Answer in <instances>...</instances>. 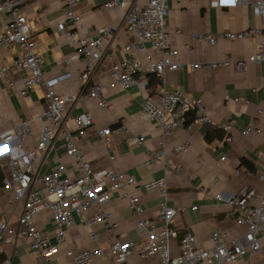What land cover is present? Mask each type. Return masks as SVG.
Here are the masks:
<instances>
[{
  "label": "crops",
  "instance_id": "0c3cea01",
  "mask_svg": "<svg viewBox=\"0 0 264 264\" xmlns=\"http://www.w3.org/2000/svg\"><path fill=\"white\" fill-rule=\"evenodd\" d=\"M107 1L109 0H78L73 7L81 18V35L90 36L100 27H110L109 36L102 45V58L90 82L101 86V97L106 105L100 104L99 99L86 96L90 84L86 87L75 80L63 82L59 85V90L71 88L75 95V100L66 105L64 125L76 135L77 128L73 118L80 113H91L92 121L86 127L85 134L77 137V143L95 169L116 167L140 183H147L166 173L167 203L175 208L173 226L178 231L177 239L172 241L174 253L178 252V241L186 231L192 232L202 247L211 246L209 235L212 230L221 235L242 232L245 225L235 223V214L229 204L201 193L200 188L207 189L212 194L221 192L225 198L243 186L251 187L255 195L250 199L249 206L256 204L259 197L264 195V181L257 177V173L264 170V90H251L252 87H260L264 80V67L249 63L244 71H238L233 65L219 70L191 71L187 65L190 62L208 60L243 59L254 52L256 44L255 39H244L220 40L211 45L191 40V33L240 31L259 21L252 15L248 5L224 8L214 6L211 0L169 2V13L165 18L166 33L171 46L178 49L176 60L182 66L166 71L164 80H159L157 86L152 88L158 91L180 90L202 99L205 116L208 118L207 123L195 126L190 134L188 150L175 152V145L186 136L184 127L179 126L174 134L165 135L161 139L155 123L141 111L145 92L137 86L128 90L121 89L109 78L112 64L116 61L127 63L132 58L143 59L148 54L154 59L160 57L148 44L140 49H124L125 45L134 41L126 29V12L134 5L141 7L145 0H127L120 8L106 7ZM21 8L29 19L45 77H52L65 70L76 75L81 60L69 59L75 52V47L58 28V24L65 21V5L62 1L28 0ZM8 19L7 15L0 14V34ZM178 29L180 33H176ZM185 45L189 49L184 48ZM17 53L16 46L0 44V66L12 62ZM24 76V72H19L0 77V129H9L21 119H30L32 135L23 142V146L31 149L35 148L41 129L37 117L46 110L47 105L42 86L30 90L25 96L19 94ZM137 77L142 78L141 75ZM230 120L233 121L231 133L234 139L226 142L224 136L220 138L217 135L222 131L220 125ZM253 121L259 132L243 134V129ZM118 126L123 127V130L111 135L110 149H107L100 142L98 130ZM216 128L219 131L213 130ZM207 129H210L209 139L206 138ZM222 133L224 135L223 131ZM133 136H142L143 141L135 143L131 140ZM159 147L164 148L167 162L172 167L179 168L178 171L165 172L161 161L146 164L147 151ZM5 148L0 140L1 178L8 174ZM37 154L33 169L36 178L34 184L39 189L44 191L42 175L57 163L64 164L68 173L75 176L74 162L65 155L59 134L54 138L53 147L38 149ZM235 171H238V175H235ZM130 191L143 205L144 216L158 222V206L163 200L159 189L141 188ZM8 198V191L0 186V216L9 219L17 227L15 223L21 213V205L16 201L8 202ZM191 206H196V209L192 210ZM105 209L111 212L117 223L116 233L112 234L101 224L89 228L75 217L74 224L66 229L65 241L60 244V251L53 257L51 264H72L70 257L66 255L69 249L92 250L98 247L102 249V253L95 255L91 264H117L108 254V248L114 240L118 239L121 243L132 240L139 244L141 237L136 230V216L126 201L122 200L120 192L113 193L105 204ZM94 211L95 207L92 206L84 214L89 216ZM36 223L46 234L55 230L51 213L46 208L36 214ZM90 232H93V237ZM260 244L259 251L247 253L236 264H264V235L260 238ZM4 255L12 259V264L40 262L37 254L29 247V239L20 235L4 246ZM129 258L138 264H152L156 261L155 258H141L135 251Z\"/></svg>",
  "mask_w": 264,
  "mask_h": 264
},
{
  "label": "built area",
  "instance_id": "2783aa9c",
  "mask_svg": "<svg viewBox=\"0 0 264 264\" xmlns=\"http://www.w3.org/2000/svg\"><path fill=\"white\" fill-rule=\"evenodd\" d=\"M26 1L28 0H0V14L9 17L0 34V44L16 46L18 49L12 62L0 66V77L9 73L24 72L19 94L25 96L30 90L42 86L47 107L37 117L41 129L35 148L27 149L23 146V142L32 135L30 119L24 118L9 129H0V140L6 146L4 155L8 169V174L1 178L0 186L8 191V202L16 201L21 205V213L15 223L17 227L9 219L0 216V264H12V259L4 255V246L11 243L17 235L29 239V247L39 257V264H51L53 257L60 251V244L65 241L66 229L74 224L75 217L89 228L101 224L112 234L116 233L117 223L113 220L111 212L105 209V204L115 192H120L122 200H125L134 212L136 230L141 237L139 244L132 240L121 243L118 239L110 244L108 254L117 264H138L129 258L133 251L141 258H155L156 261L152 264H236L247 253L259 251L260 238L264 235V195L259 197L256 204L249 206L250 199L255 195L253 188L243 186L225 198L221 192L212 194L209 190L200 188L201 193L212 196L217 201H226L235 214V223L244 224L245 228L236 235H221L212 230L209 235L210 247H202L197 243L195 235L186 231L178 241V252L174 253L171 248L172 241L177 239L178 231L173 226L175 208L167 203L166 173L147 183H140L116 167L95 169L91 166L85 151L77 143V137L85 134L86 127L92 121L91 113H80L73 118L77 132L76 135L72 134L64 125V113L66 105L75 100V95L71 88L60 91L59 85L70 80L80 82L86 87L90 84L102 58V45L109 36L110 27H100L90 36L81 35V18L73 9L78 0H61L65 5V21L60 22L58 28L75 47V52L69 59L79 58L81 65L76 75L65 70L46 78L41 68L40 54L36 51V40L32 36L29 19L21 8ZM126 1L109 0L105 6L120 8ZM170 1L145 0L141 7L134 5L126 12V29L134 41L125 45L124 49H140L148 44L160 57L154 59L148 54L143 59L132 58L127 63L116 61L112 64L109 78L121 89L128 90L137 86L145 92L141 111L155 123L161 139L165 135L174 134L179 126H183L186 136L173 148L175 152H183L190 147V134L195 126L208 122L204 103L202 99L194 98L180 90H155L148 85L147 79L148 74H153L163 81L166 71H173L182 66V63L176 60L178 49L171 46L166 33L165 18L169 13ZM211 4L224 8L248 5L259 23L240 31L193 32L190 34L191 40L214 45L220 40L255 39V50L243 59L190 62L188 68L191 71H211L233 65L238 71H244L249 63L264 67V0H211ZM176 33H180V29ZM184 48L189 49L188 45ZM137 75L142 78L138 79ZM259 89L264 90V80L260 87H252L251 90L256 92ZM86 96L99 99L100 104L106 105L98 83L87 87ZM191 113L194 118L187 124L186 120ZM232 126L231 120L220 125L226 142H232L234 139ZM122 130L121 126L98 130L100 142L110 149L111 135ZM242 132L249 134L259 132V129L253 121ZM58 134L62 139L65 155L74 162L75 176L72 177L68 173L64 164L57 163L42 175L43 191L34 184L36 178L33 161L38 157V149L53 147L54 138ZM131 140L141 143L143 137L133 136ZM160 143L162 144V140ZM158 161L164 164L165 172L179 170L167 162L163 147L146 153V164L152 165ZM235 175H238V171H235ZM257 177L264 181V170L257 173ZM141 188L159 189L163 200L158 206V222L144 216L143 205L130 191H138ZM92 206L95 211L86 216V209ZM43 208L50 211L53 219L55 230L51 234L44 233L36 223V214ZM191 209L195 210L196 206H191ZM90 236H94L93 232H90ZM53 238L55 243H51ZM101 253L102 249L99 247L92 250L66 251L72 264H91L92 258Z\"/></svg>",
  "mask_w": 264,
  "mask_h": 264
},
{
  "label": "trees",
  "instance_id": "16d2710c",
  "mask_svg": "<svg viewBox=\"0 0 264 264\" xmlns=\"http://www.w3.org/2000/svg\"><path fill=\"white\" fill-rule=\"evenodd\" d=\"M147 79H148V85L150 87L155 88V86H157V84L159 83V80L153 74H148ZM193 118H194V115L191 113L189 118L186 120V123L188 124V123L192 122ZM213 130L219 131V129H217V128L213 129ZM209 131H210V129H207V132H206V138L207 139H209ZM217 136L220 138H223L224 135H223L222 131H220ZM0 181H1V176H0Z\"/></svg>",
  "mask_w": 264,
  "mask_h": 264
},
{
  "label": "water",
  "instance_id": "95a60500",
  "mask_svg": "<svg viewBox=\"0 0 264 264\" xmlns=\"http://www.w3.org/2000/svg\"><path fill=\"white\" fill-rule=\"evenodd\" d=\"M51 243H55V239L54 238L51 240Z\"/></svg>",
  "mask_w": 264,
  "mask_h": 264
}]
</instances>
